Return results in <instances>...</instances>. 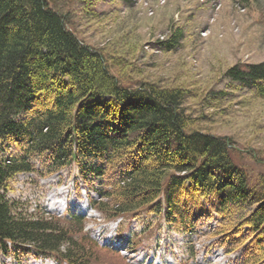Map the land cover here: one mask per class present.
Instances as JSON below:
<instances>
[{"label": "trees", "instance_id": "obj_1", "mask_svg": "<svg viewBox=\"0 0 264 264\" xmlns=\"http://www.w3.org/2000/svg\"><path fill=\"white\" fill-rule=\"evenodd\" d=\"M65 15L49 0H0V250L89 264L95 244L80 215L33 217L6 197L19 173L72 165L105 218L146 212L188 233L212 218V243L240 252L235 264H264V173L253 178L235 161L233 137L205 128L234 94L238 104L264 102V60L228 66L225 87L203 95L125 81ZM183 36L175 27L156 47L172 51Z\"/></svg>", "mask_w": 264, "mask_h": 264}, {"label": "rangeland", "instance_id": "obj_2", "mask_svg": "<svg viewBox=\"0 0 264 264\" xmlns=\"http://www.w3.org/2000/svg\"><path fill=\"white\" fill-rule=\"evenodd\" d=\"M49 1L67 13V26L78 38L106 53L112 71H120L125 81L189 85L203 95L210 88L225 87L223 72L228 66L264 60V0H137L132 6L120 0ZM175 27L184 35L176 49H158L155 42ZM234 95L212 122L200 125L232 136L235 161L256 178L264 173V102L250 99L238 104ZM226 108L230 111L224 114ZM90 189L67 166L48 173H20L6 195L29 216L52 220L62 215L57 208L64 205L82 214L83 237L95 244L89 264H235L240 257V252L227 254L212 243L215 219L197 218L192 233L174 231L160 215L146 212L107 220L89 209V196H94ZM15 260L0 254V264H57L51 258Z\"/></svg>", "mask_w": 264, "mask_h": 264}, {"label": "bare ground", "instance_id": "obj_3", "mask_svg": "<svg viewBox=\"0 0 264 264\" xmlns=\"http://www.w3.org/2000/svg\"><path fill=\"white\" fill-rule=\"evenodd\" d=\"M55 202H53V204H54ZM53 207V206H52ZM54 208V207H53ZM38 264V263H37ZM40 264V263H39Z\"/></svg>", "mask_w": 264, "mask_h": 264}]
</instances>
